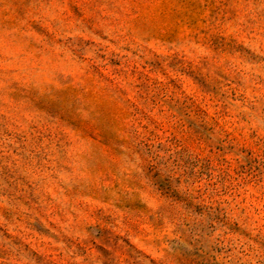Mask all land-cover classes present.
<instances>
[{
    "label": "rangeland",
    "instance_id": "374dc122",
    "mask_svg": "<svg viewBox=\"0 0 264 264\" xmlns=\"http://www.w3.org/2000/svg\"><path fill=\"white\" fill-rule=\"evenodd\" d=\"M0 264H264V0H0Z\"/></svg>",
    "mask_w": 264,
    "mask_h": 264
}]
</instances>
